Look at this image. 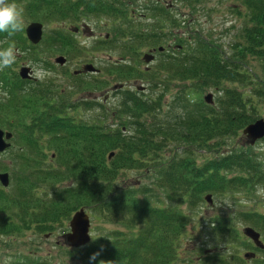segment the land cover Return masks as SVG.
Instances as JSON below:
<instances>
[{
  "label": "rangeland",
  "instance_id": "rangeland-1",
  "mask_svg": "<svg viewBox=\"0 0 264 264\" xmlns=\"http://www.w3.org/2000/svg\"><path fill=\"white\" fill-rule=\"evenodd\" d=\"M63 1L65 0H59V2ZM12 2L23 9L24 28L31 21L43 24L42 40L31 47V44L25 40L24 29L17 32L22 39L23 36L25 39L23 42L18 40L12 44L17 51L16 60L11 68L0 71L1 80L3 72L13 69L15 76L13 77L9 71L8 80L16 82L15 77L19 81L18 73L22 68L32 70V78L19 82L22 89L19 100L3 115L13 125L18 119L17 115H21L24 123L29 124L26 130L30 136L38 135L39 127L44 124L42 115L44 112L50 113L48 121L54 118L57 121L59 118H67L66 120L69 121L68 118L77 117L79 120L94 123L93 116L96 115V124L107 129L112 130L121 125L128 126L127 117L117 112L118 103L122 100L121 104L127 97L140 98V102L146 98L158 99L159 95L156 96L159 94L156 93L158 90L154 91L158 86H153L151 81L143 78L126 80L118 75L119 69L136 68L140 71L146 69L149 74L152 72L156 74L154 78L156 80L163 74L159 68L155 69L163 62V58L174 53L183 55L191 52L199 40H207L214 43V46L222 44L225 47V57L229 59L231 55L240 53V46L251 37L250 32L261 28L255 25L256 20L247 22L248 17L245 21L247 9L243 0H162L160 2L157 0L158 3H155V0L112 2L104 0L103 10L112 12L111 15L89 12L92 8L90 0L83 5H77L76 1L69 0L67 3L69 7L75 9L76 6L78 7L75 14L84 10L80 16L74 14L75 21H70L68 18L57 19L53 16L55 14H48L47 10H42V13L34 12L28 5V0H12ZM147 7L149 8L145 10ZM164 8H167L165 9L167 11L164 10L165 13L159 15L158 11ZM158 22L161 23L160 27L154 28ZM74 26L81 28L78 32H74ZM262 28L264 30L263 26ZM57 29L63 30L68 37L66 48L61 51L53 47L52 36ZM154 30L163 33V38L149 41L145 46L135 49L130 45L122 47V42L134 46L135 34H138V38H144ZM159 46L163 48L159 50ZM144 53L153 55V58L144 62L143 59H146V55L142 56ZM59 55L67 58L65 64L55 62ZM240 63L241 66L245 65L246 71L243 73L248 75H238L235 80H224L216 87H206L196 80L177 81L176 87L165 89L164 93L167 94L165 97L170 100L179 89L184 88L185 95L189 96L190 101H203V104L222 109L225 100L226 102L232 100L231 95L226 94L225 90L232 94H236L237 91L242 97L240 100L243 104L242 111L246 112L245 116H252L251 123L264 119V55L252 52L245 55ZM86 64H92L94 70L82 72L81 75L78 74L79 76L73 74L74 70L81 69ZM96 81L98 82L96 88L82 89L78 86L80 82L96 84ZM140 85L144 86L143 91L136 89ZM8 92L9 88L8 90L3 88L0 82V100L7 98ZM209 94L213 97L211 103L206 101V96ZM89 101L92 103L90 104ZM26 105H29V108L26 109ZM54 107L58 115L51 114ZM0 110H2L1 105ZM185 110L179 108L178 112L184 114ZM239 125L241 124H237ZM244 128L229 132L220 139L217 146L216 142L210 147L189 146L190 154L183 155L196 158L198 166L206 161L212 162L217 157L218 164L226 167L223 173L229 181L221 185L217 191L204 189L195 194L192 188L194 193L189 192L180 202H174L168 198V194L162 192L159 185L162 183L161 180L157 181V186L151 183L157 172L150 173L146 170L141 171L140 168H130L117 176L118 185L123 189L133 190L137 197V202L132 204L127 214L137 213L140 208L151 210L156 206L163 208L154 211L153 215L156 216H160L157 213L167 216L165 209H169L170 212L176 211L175 214L179 217L174 227L178 231V237L174 240L176 252L164 264H235V262L264 264V249L257 248L255 242L245 233L246 227L259 230L256 227L257 220L249 215V212L264 214V182L252 183L250 178L254 177L255 171H247L248 167L245 171H240L248 160L264 164V138L251 143V139L243 132ZM129 131L127 129L126 134L130 133ZM38 138V146L43 151L39 155L38 164L43 168H52L57 162L53 155L54 150L47 148L49 136L40 135ZM14 142L13 140V144ZM172 144L174 146L172 151L169 147L167 150H161V152L165 151L164 158L174 156L177 151L184 152L185 145L177 141ZM9 150L14 151L13 148ZM178 159L179 157H176L175 161ZM0 170L7 171L10 177L9 186L0 192V200L3 202L9 196H15L17 175L21 172L12 166L10 159L4 157L2 153ZM235 175L238 183L247 181L248 184L237 185L238 183L233 182L231 178ZM243 177L249 179L244 180ZM64 183L68 182H60L56 186ZM25 186L34 198H37L36 195L42 196L50 192L49 187L44 185H36L33 189L34 185L28 182ZM208 194L211 195L212 202L206 199ZM0 206H2L1 201ZM9 206L12 207L10 204ZM86 212L90 216L91 241L99 240L112 229H125L118 224V221H108L101 214L94 213V210L86 209ZM72 213L67 218H63V223H54L48 231L41 226L43 230L39 229L41 231L39 232L34 225L27 223L28 218L25 224L13 222L5 229L0 228V264H16L17 261L31 260L43 261L46 264H83L78 258L80 251L77 253L75 248L67 246L62 238V234L69 228ZM180 214L184 217H180ZM142 226L143 224L140 223L139 226L131 228L130 232L138 234ZM145 233H147V236L144 234L147 237L145 244L153 243L161 251L168 250L161 244V233L152 229ZM261 238L264 240L262 231ZM249 251L255 252L256 257L247 258L245 253ZM152 259L154 264H162L161 259Z\"/></svg>",
  "mask_w": 264,
  "mask_h": 264
},
{
  "label": "trees",
  "instance_id": "trees-1",
  "mask_svg": "<svg viewBox=\"0 0 264 264\" xmlns=\"http://www.w3.org/2000/svg\"><path fill=\"white\" fill-rule=\"evenodd\" d=\"M58 1L31 0V4L34 8L43 4L46 9L55 8L64 12L65 7H60ZM243 2L247 9L245 21L248 17L247 22L256 20L255 25L261 28L250 32L251 37L240 46L239 54L231 55L232 57L227 59L222 44L214 46L212 42L199 40L193 51L183 55L174 53L163 58V62L155 68H159L163 74L156 80H154L156 74L153 72L149 74L146 69L142 71L119 69L118 75L126 80L143 78L151 81L153 86H158L154 88V91L158 90L156 92L159 93L156 95H159L158 99L152 97L140 102V98L131 97L121 103L119 108L121 110L118 109L117 112L127 117L126 124L130 129H126L133 131L131 135H124L120 127L111 130L96 124V115L93 116L94 123L73 118H68L69 121L66 120L67 118H59L58 121L55 118L51 121L43 118L44 124L39 127L38 135L32 134L29 135L30 138H26L28 139L25 145L26 152L15 154L14 161L21 172L17 175L19 190L15 192V196H9L3 202L0 200L2 204L0 228L5 229L13 222L25 224L28 218L27 223L34 225L39 232L41 226L48 231L54 223H63V218L84 207L101 214L108 221H118V224L125 229H112L99 240L75 248L77 253L80 251L78 258L83 264H89L90 254L100 246H103L101 264H154L152 258L161 259L164 264L171 255H174L176 252L174 240L178 237V231L174 227L179 221L176 211L170 212L169 209H165L167 216L160 213H157L160 216H156L153 215L154 211L163 210L156 206L151 208L152 211L140 208L137 213L127 214L132 204L137 202V197L133 190L121 188L116 178L125 169L130 168H140L141 171L146 170L150 173L157 172L151 183L157 186V181L161 180L162 183L159 185L162 192L168 194V198L174 202H180L185 194L194 193V190L195 194L204 189L217 191L225 182L229 183L223 173L226 167L218 164L217 157L212 162L206 161L198 166L196 158L183 155H189L190 147L195 145L210 147L216 142L217 146L220 139L229 132L244 128L252 122L250 119L252 116H245L246 112L242 111L240 94L237 91L236 94H232L226 89L225 93L231 95L232 100L229 102L225 100L222 109H217L212 105L203 104V101H190L189 96L185 95L184 88L179 89L170 100H167L164 91L176 87L177 81L185 79L196 80L206 87H216L224 80H235L238 75H248L243 73L246 71L245 65L241 66L240 61L252 52L264 55L262 51L264 50V30H262L264 0H243ZM12 39H9V43ZM17 41L14 39V42ZM133 41L134 46L131 44L130 46L135 49L145 46L149 42V37L138 38L134 35ZM79 84L82 89L93 88L90 87V82ZM179 108L186 109L185 113H179ZM237 124L241 125L237 126ZM40 135L49 136L47 148L54 150L53 155L57 162L52 168H43L38 164L39 155L43 153L38 146ZM175 141L185 145L184 152L177 151L174 156L164 158L165 151L161 152V150H167L169 147L172 151L174 147L172 143ZM111 151L114 152V156L108 159L107 155ZM176 157H179L177 161H175ZM218 158L224 159V157ZM246 168L247 171H255L254 177L250 178L252 183L264 182V164L248 160L240 171H245ZM231 178L233 182L238 183L236 175ZM28 182L34 185L33 189L36 185H44L49 187L50 192L42 196L36 195L37 198H34L25 186ZM60 182L68 183L56 186ZM239 184L247 185L248 182L241 181L237 185ZM249 215L257 220L256 227L264 234V214L254 211L249 212ZM180 217L184 216L180 214ZM140 223L143 226L138 234L130 232L131 228L139 226ZM150 229L161 233V244L167 247V251L157 249V245L153 243L145 244L147 239L145 232ZM17 264L46 263L31 260ZM235 264L239 263L235 262Z\"/></svg>",
  "mask_w": 264,
  "mask_h": 264
},
{
  "label": "water",
  "instance_id": "water-1",
  "mask_svg": "<svg viewBox=\"0 0 264 264\" xmlns=\"http://www.w3.org/2000/svg\"><path fill=\"white\" fill-rule=\"evenodd\" d=\"M42 34V24L40 22H32L26 27V35L32 43H37ZM151 55H146L145 58L148 61L151 58ZM56 61L63 63L65 58L59 56L56 58ZM86 70H92L91 65L85 66ZM27 68L21 69V75L25 76ZM212 94L206 96L207 102H212ZM244 133L251 139V143H255L258 139L264 137V119H259L254 123H250L245 129ZM3 132L0 129V151L4 150L9 144L5 143L2 138ZM10 136L9 133H6V138ZM113 153L111 152L108 157L111 158ZM0 180L4 185L8 184L7 173H0ZM206 199L209 202H212V197L210 194L206 196ZM70 231L63 235V238L68 245L73 247H79L87 244L90 240L89 228H90V219L84 208H80L74 212L70 221H69ZM245 233L251 237L255 242V245L264 248V243L261 240V233L254 229L253 227H246ZM247 258L255 257L254 252H247L245 254Z\"/></svg>",
  "mask_w": 264,
  "mask_h": 264
},
{
  "label": "clouds",
  "instance_id": "clouds-1",
  "mask_svg": "<svg viewBox=\"0 0 264 264\" xmlns=\"http://www.w3.org/2000/svg\"><path fill=\"white\" fill-rule=\"evenodd\" d=\"M24 12L12 0H0V32L8 33L9 36L20 32L24 29ZM17 51L14 45L6 48H0V71L11 67L15 62ZM103 246L89 256V264H101V253Z\"/></svg>",
  "mask_w": 264,
  "mask_h": 264
},
{
  "label": "flooded vegetation",
  "instance_id": "flooded-vegetation-1",
  "mask_svg": "<svg viewBox=\"0 0 264 264\" xmlns=\"http://www.w3.org/2000/svg\"><path fill=\"white\" fill-rule=\"evenodd\" d=\"M74 1H76L75 3L77 5H83V4H85L87 2V0H74ZM160 1H162V0H159V2ZM99 2H101V1L100 0H90L91 5H95L96 8H90L89 12L98 13V11H99L98 10ZM64 3H65V1L61 2L62 5H65ZM155 3H158L157 0H155ZM60 7H64V6H60ZM76 8H77L76 10H78L77 6H76ZM42 10H47L48 14L49 13L53 14V13L57 12V9L56 10H55V8L46 9V7L44 5H42L41 7L37 8V9H35L34 12L42 13ZM81 11L82 12H80V13L77 12L76 14H75L76 11L74 13H72V14H71L70 11H68V12H59L58 14H55L53 16L56 17V18H61V19H67L68 18V19H70V21H75L76 17H74V14H75V16L76 15L80 16L81 14L84 13V10H81ZM79 28H81V27L74 26L73 27L74 32H78L80 30ZM82 31H84V30H82ZM65 36L66 35L63 32V30L62 31H58V29H57V32L54 33L53 36H52L53 39L57 40V44H53V46L65 48L66 47L65 43L67 42L66 39H65L66 38ZM154 36H155L156 39L163 38V33H158V34H155ZM42 115H43V118H47V117H49L50 114L49 113H42Z\"/></svg>",
  "mask_w": 264,
  "mask_h": 264
}]
</instances>
